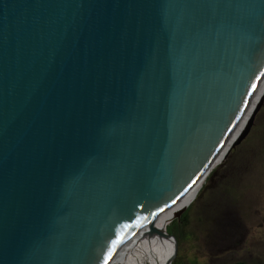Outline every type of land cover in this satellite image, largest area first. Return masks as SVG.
I'll return each mask as SVG.
<instances>
[{
	"label": "water",
	"instance_id": "95a60500",
	"mask_svg": "<svg viewBox=\"0 0 264 264\" xmlns=\"http://www.w3.org/2000/svg\"><path fill=\"white\" fill-rule=\"evenodd\" d=\"M263 76L264 0H0V264H109Z\"/></svg>",
	"mask_w": 264,
	"mask_h": 264
},
{
	"label": "rangeland",
	"instance_id": "374dc122",
	"mask_svg": "<svg viewBox=\"0 0 264 264\" xmlns=\"http://www.w3.org/2000/svg\"><path fill=\"white\" fill-rule=\"evenodd\" d=\"M247 135L249 142L234 160L235 164L239 161L237 174L232 175L229 164L222 166L229 151L210 169L185 207L189 208L192 239L184 241L174 226L169 227L176 217L166 224L165 232L168 229L171 237L164 235L163 240L167 260L176 242L173 233L181 242L171 264L177 259L194 264L264 260V100ZM205 221L218 228L211 227V236L202 228ZM183 230L185 240L189 239L187 228Z\"/></svg>",
	"mask_w": 264,
	"mask_h": 264
},
{
	"label": "bare ground",
	"instance_id": "6f19581e",
	"mask_svg": "<svg viewBox=\"0 0 264 264\" xmlns=\"http://www.w3.org/2000/svg\"><path fill=\"white\" fill-rule=\"evenodd\" d=\"M263 89L264 76L261 80L259 88L254 93L253 98L251 99L245 112L243 113L237 125L235 126L233 132L226 140L225 146L218 154L213 166L223 157L226 150L230 147L231 143L240 133L244 123L248 119L257 100L259 99ZM209 171L203 176V178L197 183V185H195L191 190H189L178 201H176L173 205L155 215L153 217L151 226H143L135 234H133L127 240V242H125L122 247L117 251L114 257L110 260L109 264H167L168 260L166 257L165 250L163 248L166 224L170 222L174 212H176L182 207H186L189 204L196 189L201 185L203 179L209 173ZM167 246L172 249L170 245Z\"/></svg>",
	"mask_w": 264,
	"mask_h": 264
},
{
	"label": "trees",
	"instance_id": "16d2710c",
	"mask_svg": "<svg viewBox=\"0 0 264 264\" xmlns=\"http://www.w3.org/2000/svg\"><path fill=\"white\" fill-rule=\"evenodd\" d=\"M263 130V129H260ZM262 133V132H261ZM249 136L247 135L239 144H237L234 148H232L230 150V152L228 153L226 159L224 160V162L222 163L223 167H227L229 164V169L230 171L234 174H237V169H238V163L239 161H237V163L235 164V161L237 160V155L240 154V151L245 147V143L249 142ZM235 160V161H234ZM236 171V172H235ZM235 172V173H234ZM227 190H229V188H226ZM232 190V189H231ZM189 209V208H188ZM188 209H186L179 218L173 220L170 224L169 227H173V230L175 231V233H179V238L181 237L184 241L189 242L192 239V235H193V230L190 228V213H188ZM203 227V229L207 232L208 236H211V227H215V229H218L217 226H215L214 224H210L209 225V221H205L202 222L201 224ZM187 228V232L190 235V238L185 240V234H184V228ZM167 232L169 234V230L167 229ZM173 233V232H172ZM173 236L177 242V238L175 236V234L173 233ZM182 240V242H183ZM175 242V243H176ZM179 243L181 242H177L176 245H179ZM177 247V246H176ZM171 256V254H170ZM170 256L168 257V261L170 259ZM173 264H194L191 262H187L184 259H177L175 262H173ZM226 264H264V260H254V261H247V260H234L231 262H228Z\"/></svg>",
	"mask_w": 264,
	"mask_h": 264
},
{
	"label": "snow or ice",
	"instance_id": "6c2138e0",
	"mask_svg": "<svg viewBox=\"0 0 264 264\" xmlns=\"http://www.w3.org/2000/svg\"><path fill=\"white\" fill-rule=\"evenodd\" d=\"M105 264H107V261L105 262Z\"/></svg>",
	"mask_w": 264,
	"mask_h": 264
}]
</instances>
